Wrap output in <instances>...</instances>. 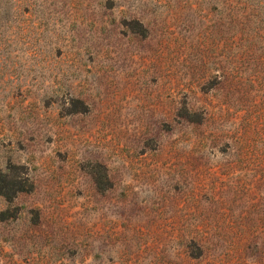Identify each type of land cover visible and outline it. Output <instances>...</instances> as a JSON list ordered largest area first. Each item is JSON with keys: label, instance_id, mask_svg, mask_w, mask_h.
<instances>
[{"label": "rangeland", "instance_id": "374dc122", "mask_svg": "<svg viewBox=\"0 0 264 264\" xmlns=\"http://www.w3.org/2000/svg\"><path fill=\"white\" fill-rule=\"evenodd\" d=\"M235 20L0 0V264H264V39Z\"/></svg>", "mask_w": 264, "mask_h": 264}, {"label": "trees", "instance_id": "16d2710c", "mask_svg": "<svg viewBox=\"0 0 264 264\" xmlns=\"http://www.w3.org/2000/svg\"><path fill=\"white\" fill-rule=\"evenodd\" d=\"M225 11H229L234 21L237 48L250 50L255 38L264 39V0H221ZM262 24V26H258Z\"/></svg>", "mask_w": 264, "mask_h": 264}]
</instances>
